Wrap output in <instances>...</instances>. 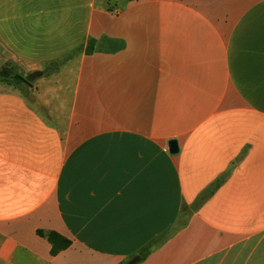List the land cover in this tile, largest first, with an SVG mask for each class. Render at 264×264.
<instances>
[{
  "label": "crops",
  "instance_id": "1",
  "mask_svg": "<svg viewBox=\"0 0 264 264\" xmlns=\"http://www.w3.org/2000/svg\"><path fill=\"white\" fill-rule=\"evenodd\" d=\"M109 2L0 0L18 64L82 49L0 81V264H264V0Z\"/></svg>",
  "mask_w": 264,
  "mask_h": 264
},
{
  "label": "rangeland",
  "instance_id": "2",
  "mask_svg": "<svg viewBox=\"0 0 264 264\" xmlns=\"http://www.w3.org/2000/svg\"><path fill=\"white\" fill-rule=\"evenodd\" d=\"M121 1L122 0H110L109 3L115 5L119 4ZM81 52L82 49L78 48L58 61L47 63L38 67L31 65L22 66L18 64L17 61L12 58L10 53L0 44V73H2V71L8 70L10 71L12 76L16 73H21L26 78H29V81L37 80L40 74L49 75L51 73H60L61 71L68 70V68L71 67V64H73L72 61L74 59H77V57L80 56ZM28 83L29 82H22L19 85V88H21L22 90H26L28 88Z\"/></svg>",
  "mask_w": 264,
  "mask_h": 264
},
{
  "label": "trees",
  "instance_id": "3",
  "mask_svg": "<svg viewBox=\"0 0 264 264\" xmlns=\"http://www.w3.org/2000/svg\"><path fill=\"white\" fill-rule=\"evenodd\" d=\"M96 42L97 41L93 38L89 40L87 52H92L93 50H95ZM0 79L1 81L7 84L15 86H19L22 82H29V79L23 76L21 73H16L12 76L10 71L8 70L2 71V73H0ZM38 233L41 236H46L49 239L50 243L52 244V255H57L59 252L64 249H67L72 244L71 239L55 230L44 231L39 229ZM150 251L151 249L149 247H143L139 253L129 257L126 261L121 264H140L147 258Z\"/></svg>",
  "mask_w": 264,
  "mask_h": 264
},
{
  "label": "water",
  "instance_id": "4",
  "mask_svg": "<svg viewBox=\"0 0 264 264\" xmlns=\"http://www.w3.org/2000/svg\"><path fill=\"white\" fill-rule=\"evenodd\" d=\"M169 151L173 154L179 152V143L176 139H171L169 141Z\"/></svg>",
  "mask_w": 264,
  "mask_h": 264
}]
</instances>
